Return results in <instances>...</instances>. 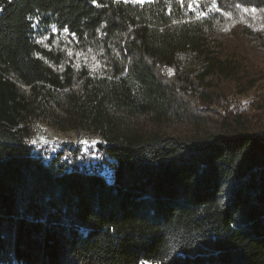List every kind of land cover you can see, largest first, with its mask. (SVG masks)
Masks as SVG:
<instances>
[{"label":"trees","instance_id":"1","mask_svg":"<svg viewBox=\"0 0 264 264\" xmlns=\"http://www.w3.org/2000/svg\"><path fill=\"white\" fill-rule=\"evenodd\" d=\"M261 32L264 0H0V264H264ZM37 120L109 178L46 161Z\"/></svg>","mask_w":264,"mask_h":264},{"label":"rangeland","instance_id":"2","mask_svg":"<svg viewBox=\"0 0 264 264\" xmlns=\"http://www.w3.org/2000/svg\"><path fill=\"white\" fill-rule=\"evenodd\" d=\"M137 1V0H132ZM148 0H143V2ZM140 2V3H143ZM227 35L225 34L224 37ZM246 54L251 65L261 75L264 81V32L255 33L245 41ZM84 63H91L93 60L82 58ZM258 85V83H257ZM259 91L258 87L255 90L248 92L238 98H233L230 104L233 110L247 111L251 108L250 101ZM222 114L221 112H217ZM190 129L183 124H170L166 127L167 134H189ZM32 136L26 141V144L31 146L34 151L41 153L42 157L49 161L52 158L60 157L64 163L76 161L77 163H85L88 167L102 172L104 176L109 178V170L107 165L102 162L100 154L97 152L96 145L101 142L100 138L95 134L87 131H60L50 126L47 122L37 120L32 123ZM78 149L80 154L77 156L72 151ZM102 165V167H101ZM100 167V168H99ZM92 169V168H91Z\"/></svg>","mask_w":264,"mask_h":264},{"label":"snow or ice","instance_id":"3","mask_svg":"<svg viewBox=\"0 0 264 264\" xmlns=\"http://www.w3.org/2000/svg\"><path fill=\"white\" fill-rule=\"evenodd\" d=\"M93 2H95V0H93ZM137 2H143V0H137ZM65 31H67V29H65Z\"/></svg>","mask_w":264,"mask_h":264}]
</instances>
